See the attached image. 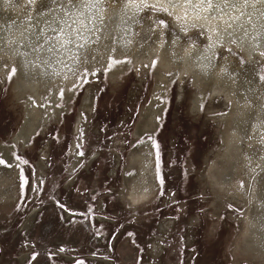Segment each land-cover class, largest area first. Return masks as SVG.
I'll list each match as a JSON object with an SVG mask.
<instances>
[{
	"label": "rangeland",
	"instance_id": "obj_1",
	"mask_svg": "<svg viewBox=\"0 0 264 264\" xmlns=\"http://www.w3.org/2000/svg\"><path fill=\"white\" fill-rule=\"evenodd\" d=\"M55 1L61 0H33L32 5L36 8ZM83 1L74 0V3ZM136 1L137 5H143L142 10L132 5L126 12L139 13L138 22L143 19V23H149L145 17L149 14L164 29V37L172 36V42L176 36L180 42H202L196 32L180 30L184 23H170L176 17L162 5ZM121 17L124 18L123 14ZM110 18L112 25H103V36L96 48L105 47L109 35L106 32L117 29L115 18ZM107 19L104 17L105 22ZM176 50L179 52L178 47ZM228 50L233 66L249 64L239 51ZM135 51L114 54L108 69L100 61L95 63L99 64L97 70H101L89 79L85 63L70 82L52 83L51 70L43 69L47 60L43 55L42 60L32 64L19 58L9 67L8 75L0 79V141L13 139L20 130L17 128L21 116L22 124L30 119L33 128L27 152L16 154L15 160L22 162V168L16 164L14 169L7 158L0 163L5 167H0V172L9 176L12 188L17 186L20 168L22 181L18 204L0 219V264H20V255H27L22 264H264V225L259 222L263 207L255 200L256 187L263 176L260 171L261 166L264 168V146L260 141L254 151L251 149L256 154L253 160L247 141L250 136L263 137V132L258 128L256 133L244 137L232 176L225 185H220L214 180L213 172L228 146L227 129L233 102L207 97L200 111L193 109L189 101L193 91L202 95L203 100L210 93L221 51L213 66L206 63L205 78L196 71L199 80L195 85L190 79L176 81L180 65L166 69L161 55L155 57L150 68L135 69L132 66L137 56ZM36 64H42L43 68L34 67ZM250 68L256 71L257 105L264 114V79H261L264 60ZM42 76L48 80L45 86L32 89L25 85V78L26 83L34 85ZM161 78L166 80L165 84ZM53 88L60 97L59 106L49 112ZM88 88L92 90V100L85 105ZM153 99L155 117L145 132L156 131V118L163 112L154 142L142 131V124L135 127L139 121L150 119ZM226 112L220 137V115ZM29 128L30 125L26 126V130ZM139 132L138 144L149 142L150 147H142L134 154L132 134ZM4 143L1 145H8ZM150 148L156 164L152 169L157 171L160 190L154 201L142 204L133 213L117 200L120 176L132 156L136 158L134 172L140 180L150 178L154 183L152 170L141 176ZM93 155L95 158L91 160ZM137 182L144 188L142 181ZM5 191L0 186V193ZM141 192V189L137 191ZM102 204L104 210L100 212ZM33 208L37 209L33 229L22 231ZM252 208L255 215L251 214ZM66 213L70 218H66ZM155 246L160 248L157 257ZM61 255L71 257L72 262Z\"/></svg>",
	"mask_w": 264,
	"mask_h": 264
},
{
	"label": "bare ground",
	"instance_id": "obj_2",
	"mask_svg": "<svg viewBox=\"0 0 264 264\" xmlns=\"http://www.w3.org/2000/svg\"><path fill=\"white\" fill-rule=\"evenodd\" d=\"M32 1L0 0V79L8 75L9 67L17 63L19 58L27 61V64H32L42 60L41 55L47 59L44 62V68L42 64H36L34 67L41 68L42 66L43 69H50L51 78L49 80L52 83L63 80L70 82L73 75L85 63L88 64L89 79L101 70L100 68L97 70L99 64L95 63L100 61L108 69L114 54L135 51L134 47H136L139 51H135L137 56L132 63L135 69L150 68L153 66L155 57L161 55L166 69L180 65L176 81L183 82L190 79L195 85L199 80L196 71L201 78H205L206 63L213 66L218 60L216 55H219L218 52L221 51L222 57L210 93L203 100L202 95L193 91V95L189 98L193 109L198 108L200 111L207 97H221L225 102H230V104L233 102V115L230 127L227 129L226 143L228 146L224 154L220 156L213 172L216 183L220 182V185H225V182L231 178L237 151L245 136L247 138L250 133H256L255 129L261 128L263 137L250 136L247 138L248 149L249 152L251 149L254 151L256 144H260V141L264 146V114H261V107L257 105L259 87L255 81L256 71L250 68L256 65L257 61L264 60V0H140L149 4L162 5L163 9L165 8L181 21L175 18V20L171 19L170 23L173 25L184 23L185 27L180 29L181 31L190 30L201 36L202 42L198 44L189 40L180 42L181 39L178 36L172 42V36L164 37V29L157 23V19H153L149 14H145L148 19L146 21H150L149 23H143L145 21L143 19L138 22L139 13L132 10L128 14L126 12L132 8V5L142 10L143 5H137L136 0L127 2L118 0L122 2L121 4L112 3L117 0H84L77 4L74 0H61L36 8L33 7ZM105 10H111V12L108 13ZM122 14L124 18L121 17ZM112 16L115 18L113 19L115 24L119 21V26L114 24L117 29L106 32L109 35L106 37L108 42L105 47L96 48V43L101 41L103 36V25L105 23L112 25L110 21ZM104 17L108 18L106 22ZM118 17H121L120 20H117ZM187 26L189 27L186 28ZM177 47L179 52L176 50ZM229 48L239 51L250 65L242 63L240 66H233ZM42 78L34 85L30 82L26 83L27 78L24 82L32 89L34 86L40 88L48 81L46 76ZM160 80L163 84L166 83L164 78ZM91 91L89 88L86 90L83 101L85 105L92 100ZM59 99L57 90L53 88L49 99V112L58 108ZM154 101L155 99L151 102L153 110L150 119L140 122V125H143V132L155 117ZM226 115L227 112L220 115L219 123L222 124L220 137L224 132ZM29 120L22 125V129L20 128L11 140L12 145L9 146L13 149H15V144L21 142V145L26 147L30 140L33 128ZM29 125L31 129L26 130V126ZM132 137L136 140L138 135L133 136L132 134ZM148 144V142L137 143L134 154H137L138 147H149ZM11 153L7 155V161L14 167L15 160ZM252 153L250 152V157L254 160L256 154ZM262 165L264 166V161ZM0 167L5 169L4 165L0 164ZM261 169L263 176L256 187L255 200L263 207L260 217L264 218V168L261 166ZM8 177L5 174L3 177L0 176V184H3L2 187L6 189L5 193H0V195L4 197L11 194V190H7ZM5 204L8 203H3L0 207ZM251 214L255 215L254 208L251 209ZM261 218L259 222L264 225V220Z\"/></svg>",
	"mask_w": 264,
	"mask_h": 264
},
{
	"label": "flooded vegetation",
	"instance_id": "obj_3",
	"mask_svg": "<svg viewBox=\"0 0 264 264\" xmlns=\"http://www.w3.org/2000/svg\"><path fill=\"white\" fill-rule=\"evenodd\" d=\"M162 114H163V112H162ZM162 114L160 115V117L158 116L156 118V121L158 122V128L157 129H159V127H160L161 119L163 117ZM22 123H23V116H21V125L19 124L20 127L17 128V130H19L22 127V125H23ZM157 129H156V131H157ZM155 132H153V134ZM9 139H8V143H7L8 145H1V143H4V142L0 141V146L1 147L2 146H8L10 148L8 151L11 152L12 150H15V149H13L12 147L9 146V145H12V144H9L10 143ZM137 143L138 142H136L135 144L137 145ZM135 144H132V145L136 146ZM18 145L20 147L22 146L21 143H18ZM142 147H144V146L138 147V151ZM147 152L150 153L149 154L150 156L147 157V161L143 163V169H142L143 171L141 172V176H143L146 173H148V171H150L152 166L154 165L152 149L150 148L149 150H147ZM127 157H128V155H127ZM6 158L8 160L7 156H6ZM41 158H43V156H41ZM94 158H95V155L92 156L91 160H93ZM135 159L136 158H134V157L132 158V156H130L127 165L124 166V170H123V172H122V174L120 176V187H119V192H118V198H119L118 200L123 202V204H126V206H128L129 209L133 210L132 211L133 213H135L137 211L136 208L140 207L142 204L144 206V205L147 204V202H149L151 200L154 201L157 198L159 190H160L159 185L157 183H153L150 178H148V179L144 178V179L140 180V177L136 174V172H134V169L136 167ZM16 164H18V167H19L18 161L17 162L15 161L14 164H13V166H14L13 168L14 169L17 168ZM120 165H121V163H120ZM75 167L76 166H74V165L72 166V168H71L72 171L75 169ZM137 180L142 181L145 184L144 188H140L139 187ZM148 183L150 184V186L147 185ZM156 184L158 185V189L156 188ZM2 185L3 184H1L0 186H2ZM33 187H34V185H33ZM139 189L142 190L141 193H137V191ZM12 192L13 191H11V194H12ZM11 194H9V195L7 194L6 197H4V198L9 197ZM1 196H3V195H1ZM1 205L2 204H0V206ZM5 205H8V204H5ZM102 209H104V205L103 204H102L101 209L99 211L102 212ZM36 216H37V209L33 208L30 211V213L27 215V218H26L21 230L22 231H29V230L33 229V223H34V220H35ZM65 216H66V218H70L68 213H66ZM155 249H157L156 250V254H155V256L157 257V256H159L160 248H156V246H155ZM26 257H27V255H20L19 263L22 264L24 262V260L26 259ZM62 259H65L68 262H72V258L71 257L62 256ZM91 260L95 261V259H92V258H91Z\"/></svg>",
	"mask_w": 264,
	"mask_h": 264
},
{
	"label": "crops",
	"instance_id": "obj_4",
	"mask_svg": "<svg viewBox=\"0 0 264 264\" xmlns=\"http://www.w3.org/2000/svg\"><path fill=\"white\" fill-rule=\"evenodd\" d=\"M140 122L141 121H139V123L137 124V126H135L136 128L138 127V126H140ZM140 134H133V136H137L138 135V138L136 139V140H138L139 139V136L141 135V132H139ZM145 133V135H148L149 136V134L150 133H147V132H144ZM150 138H152L151 136H150ZM133 139H134V137H133ZM153 139V138H152ZM136 140L134 139V143L136 142ZM138 141H140V140H138ZM137 141V142H138ZM153 142H154V139H153ZM8 142H6L5 144H7ZM136 145V144H135ZM154 146H155V144H154ZM26 148H28V147H21L20 149L18 148V147H16L15 146V150H12L11 152V154H12V156L14 157V160H15V158H16V154H20V155H24L27 151H26ZM10 148L8 147V146H0V153H1V157H0V161H6L5 159H3V158H6V157H4V156H7L8 154H9V150ZM19 149V150H18ZM155 152H156V150H155ZM156 155V154H155ZM150 156V155H149ZM18 158V157H17ZM16 162H17V160H15ZM19 161H20V159H19ZM6 163V162H5ZM19 166H21V168H22V162L20 161L19 162ZM156 166V164H155V162H154V165L152 166V168H154ZM21 168H20V170H19V177H18V179L16 180L17 181V186H16V188H12L11 187V184H12V182L10 181V179H9V185H8V187H7V190L9 189V191L11 190V191H13L12 192V194L9 196V197H7V198H4V196H1L0 195V204H3V203H8V205H4L3 207H5L4 208V211H3V207H0V210H1V215H0V219H1V217L2 216H5V215H7L8 213H9V211L15 206V205H17L18 204V196H19V194H17L18 193V191H19V193H20V191H21ZM151 168V173L153 174V179H154V183H157L158 185H159V183H158V180H157V171L155 172V171H153L154 169H152ZM0 174H4V172L2 171V173L0 172ZM1 185V184H0ZM118 192H119V189L117 190V192H116V197H117V194H118ZM118 198V197H117ZM119 199V198H118ZM117 199V200H118ZM118 202L121 204V202H120V200H118ZM122 205V204H121ZM102 210H104V209H102ZM36 219V218H35ZM104 221H98V223H103Z\"/></svg>",
	"mask_w": 264,
	"mask_h": 264
},
{
	"label": "snow or ice",
	"instance_id": "obj_5",
	"mask_svg": "<svg viewBox=\"0 0 264 264\" xmlns=\"http://www.w3.org/2000/svg\"><path fill=\"white\" fill-rule=\"evenodd\" d=\"M31 2V0H30ZM12 75H15V69H12ZM9 79H11V76L9 77ZM261 79H264V77H261ZM0 163H3V161H0Z\"/></svg>",
	"mask_w": 264,
	"mask_h": 264
},
{
	"label": "water",
	"instance_id": "obj_6",
	"mask_svg": "<svg viewBox=\"0 0 264 264\" xmlns=\"http://www.w3.org/2000/svg\"><path fill=\"white\" fill-rule=\"evenodd\" d=\"M156 133V132H155ZM155 133L154 134H152V135H150L153 139H154V135H155Z\"/></svg>",
	"mask_w": 264,
	"mask_h": 264
}]
</instances>
